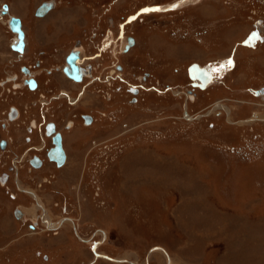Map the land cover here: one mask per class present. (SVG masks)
<instances>
[{
    "label": "rangeland",
    "instance_id": "obj_1",
    "mask_svg": "<svg viewBox=\"0 0 264 264\" xmlns=\"http://www.w3.org/2000/svg\"><path fill=\"white\" fill-rule=\"evenodd\" d=\"M41 1L12 0L10 12L23 14L35 47L43 42L39 19L56 24V14L65 13L45 30L53 57L60 53L62 60L80 27L96 29L100 16L103 27L116 17L114 33L133 34L137 47L118 54L109 40L104 44V59L114 50L124 68L116 81L107 80L111 56L96 62L102 81L87 80L84 90L58 80L75 92L54 110L61 123L75 125L66 132L69 161L54 169L47 187L26 173L21 182H0V264H264V0H185L188 10L168 13L180 0H52L55 8L37 18L32 10ZM59 24L65 36L53 34ZM90 37L85 43L93 50ZM191 62L213 71L214 86L196 90L198 100L189 105L195 118L187 120L186 101L178 97L191 89L185 71ZM130 79L140 87L138 101L127 90ZM2 82L0 91L11 86ZM7 94H0V108ZM216 102L221 107L214 109ZM203 108L212 114L199 118ZM72 110L95 119L81 122ZM72 133L81 141L70 140ZM16 182L37 188L51 221L72 218L76 230L71 220L72 227L47 229L43 211L31 213L35 203ZM16 204L20 219L12 213Z\"/></svg>",
    "mask_w": 264,
    "mask_h": 264
},
{
    "label": "flooded vegetation",
    "instance_id": "obj_2",
    "mask_svg": "<svg viewBox=\"0 0 264 264\" xmlns=\"http://www.w3.org/2000/svg\"><path fill=\"white\" fill-rule=\"evenodd\" d=\"M50 1L52 2V0H42L37 6H35V8L33 7L34 8V10H32L33 15L37 18L38 17L44 18L51 11L50 8L52 6L53 7L55 6L54 5L55 3L52 2V6L49 8L50 10L47 9L43 14H38V12L41 11V10L39 11L38 9L39 7L44 8V6L41 5H43V3ZM9 2L11 3L12 0L0 1V48L4 49V51L2 52L5 53V56L0 58V65L3 66L2 68L3 71L2 74L0 75V78L2 81L6 83L9 82L11 84V86L7 85L6 87H3V90L0 91L1 95L5 93V89H7V92H9V94H7L5 97L7 102L6 107L0 108V112H2V114L0 113V182L3 185H6L8 181L12 180L13 178L15 179L17 178L18 182H21L20 176L26 173L29 174V176L31 177V181H34V184H36V186L43 185V187H47L49 186L48 183L50 184L53 183V176L54 177L56 176V172H54L55 171L54 169H56L57 171V169L59 170L63 166L65 167L68 164L70 148L67 145L68 138L66 132L75 129L74 128L75 125L70 124L66 120H64V122L66 121L69 124H67L66 122L61 123V121L57 117H55V112H54L55 107H60V105L63 104L61 101H65V100L69 104L67 98H70V95L75 93L72 92L71 89H67V90L64 89L63 87L67 88L68 86H64L63 83H59L58 80L63 78V80L69 81V83L73 86H76L74 82L82 83L81 88L83 90L86 83H89L86 82L87 80L92 83H94V81L96 82V80L102 81L101 79L102 72L101 73L98 72L97 70L98 67L96 65V62L100 63V61L104 59V57L102 56V50L105 49L104 44H107V41L109 40L110 44L108 45H110V47L113 45V49L115 50L116 53L124 54L127 51L130 52L136 49L137 39L134 38L133 34L126 33L124 31L120 32V34L118 35L115 34L114 28L116 26V23L118 22L116 21V17L112 15L109 17L111 19L110 20L111 23L108 20L109 23L103 27L102 24L100 23V20L102 18L100 16L97 23V27H95L96 29H92L91 31L90 30L88 31V27L86 26L80 27L81 32L79 37L77 38L75 37V40L73 39L74 45L70 46L63 53L61 60L59 56L60 53L58 54L57 57L52 56L56 54V52L55 53L53 52L54 47L50 45V42L52 41L51 40L44 41L45 37L43 39V42L37 44L38 47L32 46L29 40V32L27 30V25L24 21L23 14H21L20 12L11 13ZM190 4L191 3L189 2L188 3L180 2L178 3L179 5L178 9L175 10L172 9L171 11H167V13L176 10L186 11L188 10L187 6ZM164 7H169V6L166 5ZM161 13H166V12L163 11L159 13L158 11L155 12V14H161ZM94 15L95 16L97 15L96 11ZM13 18H15V21L12 20ZM124 19H127V14L125 15ZM12 21L14 24H18L20 29L23 31V37H22L23 45L21 50L12 47L14 45H17V43L19 42L18 31L12 29L11 26ZM106 27L108 31L106 32V36L103 38ZM260 29L261 28H259L258 30ZM65 33L67 32L66 31L63 32L62 30L59 31V35L65 36ZM10 34H12L13 37L8 39V37L11 36ZM129 36H132L131 37V39H133L132 42L129 41L128 39ZM88 37H90L93 42L95 39V42L93 43L94 45L93 50H91L89 46H87L85 43L86 42L85 39H87ZM118 37H121L120 39H125L124 43H122L121 41V44H119L121 47L119 51H117L116 49L118 47V42H117ZM114 38H116V41H114L115 40ZM72 50L73 51L76 50L78 54L77 63L81 67L80 70L81 75L79 79H75L74 77L71 76L70 78L69 76H67V73L65 72L64 69V67L67 65V60H66L67 55ZM114 50L110 49L109 50L110 55H108L109 57L111 56V59H115L113 61L114 68L109 67L110 66L109 64L111 63L110 61L111 59L107 60L109 61L106 72V74L109 75L107 77L108 81H110L111 79L116 81L118 78L117 74L120 71L123 72L124 69L117 61L119 55L116 53H114L113 55ZM189 64L185 66V71L187 73L188 79L191 78L189 76V68H188ZM197 64L203 67L202 64H199L198 62ZM204 68L210 71L209 67H204ZM211 73L214 79L213 71H211ZM144 74H147V71ZM102 75L105 76L104 74ZM147 76L148 75L141 76L142 77L141 79L147 80ZM130 81L132 83L130 84L131 86L126 85L127 87L130 86L129 88H127V90H129V92L132 94L131 96L132 100L138 101L137 94L140 93V87L139 85L138 86L133 85L135 82L134 80L130 79ZM4 82H2V84ZM193 82L194 81L190 79L191 89L190 90L188 89L187 92L183 91L184 98L183 96L178 97L186 101L185 102L186 106L184 105L185 109L183 112H184V117L187 120L195 118V114L192 116V114H190L189 112V105L191 103L194 104L196 100H198L196 90H208L214 86L213 84L210 83L206 85L204 88H201L199 86L193 85ZM195 82L198 83V81ZM56 83H58V85ZM116 87L119 88L118 85H116ZM83 90H80L78 92V95ZM145 90L148 89L145 87ZM172 91L175 95L178 94V92L175 89H172ZM84 94L85 92H83L82 95ZM13 97H15L16 99H13ZM73 99L70 98V101H73ZM211 106L212 105L208 107L210 108ZM206 108H203L200 111H203ZM71 112H72L71 114L72 117L75 119L76 117H79L81 122L84 121L86 123L91 124L95 119L91 112L74 111V110H72ZM203 112L204 113H201V116L199 118H204L205 116H209L212 114V113L208 114L206 113V111ZM56 132L60 133L61 147L64 151V160L61 164H58L57 162L60 153L56 149V141H55ZM75 135L76 134L72 133V136H70V140L72 138V141L74 143L75 141L77 142L81 141V138L76 139ZM81 145H83L82 142ZM6 152L9 157L5 159L3 155ZM48 173H53L54 175L51 176ZM1 179H3V181H1ZM16 184L17 186L15 185V188L19 192L24 193L29 201L31 200L32 202L35 203L34 207L31 208V213H33L34 215L37 208L43 211L44 221L47 229H52V230L57 228L59 229L62 226L63 228H65V222L69 223L71 227L73 226L71 221H73V223L75 224L72 218H69L71 221L70 220L67 221L66 220L67 217L64 220L61 219V221L58 222L51 221L45 207L41 204L40 201H37L38 198L37 188L34 189L32 188L33 190H30L23 188L22 186L20 187L19 183L17 182ZM51 190L54 193L60 192L58 189L55 188ZM20 207H21L20 204H16L13 207L12 209L13 215L15 216L17 215V210H20ZM18 213H19L18 218L20 219L23 216V214L21 210ZM37 224L38 222L36 221L34 222V224H31V226L35 228ZM74 228L76 230V224L74 225ZM76 234L81 240H86V238H82L78 232ZM94 245L96 247L99 246L98 244L95 243Z\"/></svg>",
    "mask_w": 264,
    "mask_h": 264
},
{
    "label": "water",
    "instance_id": "obj_3",
    "mask_svg": "<svg viewBox=\"0 0 264 264\" xmlns=\"http://www.w3.org/2000/svg\"><path fill=\"white\" fill-rule=\"evenodd\" d=\"M44 8L39 7V11L38 14H43L47 9H49L52 6V2H46L43 3ZM13 21H15V18L12 19ZM13 21L11 22V26L13 30H17L18 31V37H19V42L17 43V45H14L13 48L15 49H22V45H23V31L20 29L18 24H14ZM19 44V45H18ZM77 51H73L70 52L67 55V65L64 67L65 72L71 76L74 77L75 79H79L80 75H81V67L79 66V64L77 63ZM189 75L191 76V78H197L198 80H200L199 85L201 87L205 86V83L207 82V80L211 79V75L204 69V67H200L199 65H194L193 67H191L189 69ZM194 84H196V82H193ZM34 85V84H33ZM55 141H56V149L58 150V152L60 153V155L58 156V160L57 162L60 164L63 162L64 160V151L61 147V142H60V134L58 132H56L55 134ZM20 212V210H17V213Z\"/></svg>",
    "mask_w": 264,
    "mask_h": 264
},
{
    "label": "crops",
    "instance_id": "obj_4",
    "mask_svg": "<svg viewBox=\"0 0 264 264\" xmlns=\"http://www.w3.org/2000/svg\"><path fill=\"white\" fill-rule=\"evenodd\" d=\"M65 16V13L63 11H60L58 14H56V16L54 17V20H56V24L54 23L53 20H50V21H45L44 19H39V23H38V32H39V35H37V38L39 41H43L44 37L46 36L47 33H45L46 31V27H57L58 25V22L62 20V18ZM53 24V25H52ZM60 27L58 30L54 31V35H59V31L63 28V26L61 24H59ZM56 32V33H55ZM40 38V39H39ZM38 40H34L33 42H37ZM1 57V56H0Z\"/></svg>",
    "mask_w": 264,
    "mask_h": 264
},
{
    "label": "bare ground",
    "instance_id": "obj_5",
    "mask_svg": "<svg viewBox=\"0 0 264 264\" xmlns=\"http://www.w3.org/2000/svg\"><path fill=\"white\" fill-rule=\"evenodd\" d=\"M51 8H52V7H51ZM51 8H50V9H51ZM50 9H49V10H50ZM124 50H125V49H124ZM204 69H205L210 75H212L211 70L208 71L206 68H204ZM67 76H69V75L67 74ZM189 76H190V75H189ZM69 77H70V76H69ZM190 77H191V76H190ZM70 78H71V77H70ZM72 79H73V78H72ZM190 79L193 80L194 82H195V81H198V83H197V82H196V84L193 83V85L201 87V86L199 85L200 80H198L197 78H190ZM212 81H213V76H212V80H207V82L205 83V86L208 85V84H210ZM205 86H204V87H205ZM204 87H201V88H204ZM212 105H213V108H214V109H216V108H220V107H221V105L218 104V102H216V103H214V104H212ZM185 106H186V105H185ZM213 108L210 109V112L214 110ZM226 111H227V113H228V109H226ZM210 112H209V113H210ZM207 113H208V112H207ZM230 113H231V112H230ZM58 164H59V163H58ZM60 164H61V163H60ZM16 217H19V213H17ZM119 261H120V260H119Z\"/></svg>",
    "mask_w": 264,
    "mask_h": 264
},
{
    "label": "snow or ice",
    "instance_id": "obj_6",
    "mask_svg": "<svg viewBox=\"0 0 264 264\" xmlns=\"http://www.w3.org/2000/svg\"><path fill=\"white\" fill-rule=\"evenodd\" d=\"M180 2L183 3L184 0H180ZM178 6H179L178 4H174V5H172L173 8L178 7ZM162 10H166V9H161V8H159V7H155V8H144V9H142L141 11L144 12V13H148V12L162 11ZM131 19L134 20V19H136V17H132ZM246 43H247V42H246ZM231 64H232V61H231V59H229V60H227V61H225V62H223V63L221 64V68H223V67H225V66H228V65H231Z\"/></svg>",
    "mask_w": 264,
    "mask_h": 264
}]
</instances>
